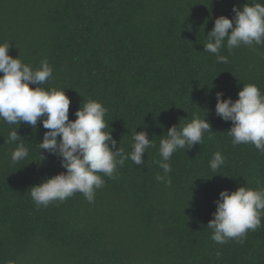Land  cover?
Listing matches in <instances>:
<instances>
[{
    "label": "trees",
    "instance_id": "1",
    "mask_svg": "<svg viewBox=\"0 0 264 264\" xmlns=\"http://www.w3.org/2000/svg\"><path fill=\"white\" fill-rule=\"evenodd\" d=\"M264 0H0V44L9 55L37 69L53 67L45 90L65 89L69 119L83 100L100 102L117 149L131 152L132 137L147 131L155 147L144 164L130 159L117 178L89 203L77 192L64 202L37 209L30 189L65 169L39 149L47 131L38 122L0 120V264H264V226L238 243L219 245L207 228L224 190L264 189V154L252 144L233 146L231 122L215 114L216 93L238 99L243 85L264 93V45L241 46L220 55L204 51L207 34L233 6ZM2 75V74H0ZM30 87H36L30 85ZM194 118L211 125L201 145L178 149L171 158V185L156 161L169 128ZM18 128L21 137L8 141ZM17 143L29 156L13 163ZM225 164L209 167L215 152ZM264 225V218L261 220ZM217 252L220 255H217Z\"/></svg>",
    "mask_w": 264,
    "mask_h": 264
},
{
    "label": "clouds",
    "instance_id": "2",
    "mask_svg": "<svg viewBox=\"0 0 264 264\" xmlns=\"http://www.w3.org/2000/svg\"><path fill=\"white\" fill-rule=\"evenodd\" d=\"M232 19L220 16L215 19L213 29L206 36L204 51L217 57L219 63H227L220 50L226 47L231 52L241 46L264 45V4L233 6ZM11 44H0V120L8 125L25 123L32 128L38 122L47 131L39 149L57 156L64 172L57 174L29 191L37 209L48 207L54 201L64 202L77 192L83 194L89 203L95 200L96 190L104 186V176L117 178L118 167L131 160L136 166L144 164L143 156L149 148L155 147L147 131L136 132L132 137L131 152L117 149L112 132L105 131L108 110L98 101L83 100V107L75 113L76 119H69L71 100L65 89L45 90L41 85L53 78V67L43 59L39 68L33 69L19 57L9 55ZM35 85L36 87H30ZM223 93H216L215 114L225 122H231L228 131L233 146L252 144L264 154V93L255 84L243 85L238 99H223ZM18 128L9 133L8 141L16 143L21 139ZM205 132L211 133L206 118H194L182 128L172 126L160 139L156 161L164 175L157 174L156 180L171 185L168 174L172 171L171 158L178 149L201 145ZM29 156L24 143H17L11 154L12 162L19 163ZM225 164V157L217 151L209 162L213 172ZM216 210L207 228L212 230L211 239L223 245L229 240L243 243L249 231L261 228L264 218V189L239 187L234 192L221 191L214 201ZM217 255H220L217 252ZM8 264H15L9 261Z\"/></svg>",
    "mask_w": 264,
    "mask_h": 264
}]
</instances>
